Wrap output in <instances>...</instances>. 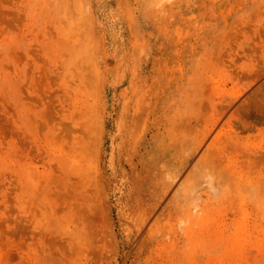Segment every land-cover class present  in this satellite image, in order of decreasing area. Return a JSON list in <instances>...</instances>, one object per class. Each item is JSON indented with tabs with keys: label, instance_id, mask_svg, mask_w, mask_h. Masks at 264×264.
Returning <instances> with one entry per match:
<instances>
[{
	"label": "rangeland",
	"instance_id": "rangeland-1",
	"mask_svg": "<svg viewBox=\"0 0 264 264\" xmlns=\"http://www.w3.org/2000/svg\"><path fill=\"white\" fill-rule=\"evenodd\" d=\"M0 264H264V0H0Z\"/></svg>",
	"mask_w": 264,
	"mask_h": 264
}]
</instances>
